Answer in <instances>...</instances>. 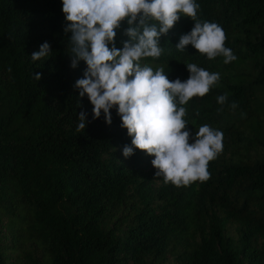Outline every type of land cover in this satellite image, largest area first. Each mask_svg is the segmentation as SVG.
Returning <instances> with one entry per match:
<instances>
[{
    "label": "trees",
    "instance_id": "trees-1",
    "mask_svg": "<svg viewBox=\"0 0 264 264\" xmlns=\"http://www.w3.org/2000/svg\"><path fill=\"white\" fill-rule=\"evenodd\" d=\"M195 2L237 59L177 51L195 23L181 16L160 37L161 56L140 61L170 81H186L188 63L220 74L184 119L192 135L222 131L223 149L208 180L177 188L155 176L154 157H123L132 137L115 107L110 125L103 113L93 120L74 87L87 66H70L62 0H0V264H264V0ZM127 28L115 30L117 49ZM44 42L49 56L33 62Z\"/></svg>",
    "mask_w": 264,
    "mask_h": 264
},
{
    "label": "clouds",
    "instance_id": "clouds-1",
    "mask_svg": "<svg viewBox=\"0 0 264 264\" xmlns=\"http://www.w3.org/2000/svg\"><path fill=\"white\" fill-rule=\"evenodd\" d=\"M198 8L195 0H62L67 22L64 31L72 34L70 66L75 69L79 61L87 66L74 87L79 89L80 97L87 96L93 120L103 113L105 123L110 125V110L115 107L121 128L132 137L131 146L123 147V157H131L134 149L154 157L151 164L157 170L155 176L177 188L208 180V164L223 149L222 131L205 124L192 135L184 119L185 105L194 97L208 94L220 74L188 63V79L170 81L163 67L153 70L140 61L161 56L159 39L181 16L195 23L188 34L181 36L177 51L183 52L191 45L208 60L218 56L224 58V64L236 60L232 50L224 46L222 27L198 21ZM125 20L128 28L124 34L129 39L117 49L115 30ZM49 54L50 45L44 42L39 51L32 53L31 60L41 61ZM34 78L39 81L41 74L36 73ZM227 99L226 94L220 95L217 103L224 105ZM230 107L234 110L237 104L233 102ZM86 116L83 111L79 113L78 130L86 128Z\"/></svg>",
    "mask_w": 264,
    "mask_h": 264
},
{
    "label": "rangeland",
    "instance_id": "rangeland-1",
    "mask_svg": "<svg viewBox=\"0 0 264 264\" xmlns=\"http://www.w3.org/2000/svg\"><path fill=\"white\" fill-rule=\"evenodd\" d=\"M165 264H174V262L172 260H169L168 262H166Z\"/></svg>",
    "mask_w": 264,
    "mask_h": 264
}]
</instances>
